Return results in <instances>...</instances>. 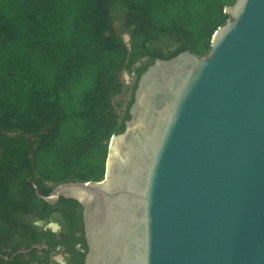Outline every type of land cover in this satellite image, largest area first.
Listing matches in <instances>:
<instances>
[{
    "label": "water",
    "instance_id": "95a60500",
    "mask_svg": "<svg viewBox=\"0 0 264 264\" xmlns=\"http://www.w3.org/2000/svg\"><path fill=\"white\" fill-rule=\"evenodd\" d=\"M224 13L205 53L155 58L133 92L124 70L129 118L101 180L38 194L81 205L83 264H264V0Z\"/></svg>",
    "mask_w": 264,
    "mask_h": 264
},
{
    "label": "trees",
    "instance_id": "16d2710c",
    "mask_svg": "<svg viewBox=\"0 0 264 264\" xmlns=\"http://www.w3.org/2000/svg\"><path fill=\"white\" fill-rule=\"evenodd\" d=\"M233 1L0 0L2 157L29 151L33 172L49 181L101 180L108 142L123 130L132 101L131 93L120 117V72L146 54L151 59L137 76L155 57L205 53ZM115 11L133 26L131 47L114 31ZM152 40L164 43L167 55L148 48ZM5 132L31 137L32 148L16 149Z\"/></svg>",
    "mask_w": 264,
    "mask_h": 264
},
{
    "label": "flooded vegetation",
    "instance_id": "af4514ba",
    "mask_svg": "<svg viewBox=\"0 0 264 264\" xmlns=\"http://www.w3.org/2000/svg\"><path fill=\"white\" fill-rule=\"evenodd\" d=\"M125 20L127 46L131 47L133 26H125ZM163 44L152 40L146 46L160 47L167 55ZM150 59L147 54L140 56L125 71L136 81V69ZM3 134L15 139L16 149L23 151L33 146L31 137L16 132ZM23 140L30 141L25 144ZM30 158L29 151L26 157L16 156L13 160L2 157L0 152V264H83L87 244L81 205L63 196L53 203L41 197L49 195L57 183L75 180H45L33 172Z\"/></svg>",
    "mask_w": 264,
    "mask_h": 264
},
{
    "label": "rangeland",
    "instance_id": "374dc122",
    "mask_svg": "<svg viewBox=\"0 0 264 264\" xmlns=\"http://www.w3.org/2000/svg\"><path fill=\"white\" fill-rule=\"evenodd\" d=\"M123 72L124 70H122L119 74V78L123 84V90L121 94L114 97V102L122 101V104L119 107H116V112L120 117L123 116L125 108L127 106V102L130 98V88L125 80Z\"/></svg>",
    "mask_w": 264,
    "mask_h": 264
}]
</instances>
